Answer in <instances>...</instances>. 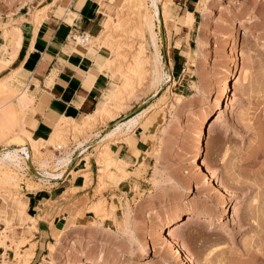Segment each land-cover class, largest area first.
Instances as JSON below:
<instances>
[{"label": "rangeland", "instance_id": "obj_1", "mask_svg": "<svg viewBox=\"0 0 264 264\" xmlns=\"http://www.w3.org/2000/svg\"><path fill=\"white\" fill-rule=\"evenodd\" d=\"M41 1L0 0V47L16 29L23 39L0 80L14 70L42 20ZM179 1L163 0L162 23L155 27L161 68L173 71L166 86L152 83L154 51L129 0L106 5L94 38L101 35L96 44L115 71L112 99L121 97L110 119H64L46 138L28 136L27 110L18 101L30 93L9 87L8 79L0 82V111L11 112L0 150L17 141L28 144L31 166L51 173L64 170L55 169L57 159L73 148L80 155L86 147L88 158L74 161L80 162L71 171L75 185L64 196L66 189L59 192L61 204H48L44 214L22 224L13 219L21 198L53 181L0 173V264H264V2L206 0L204 7V0H194V17L189 13L174 23L169 7ZM181 14L174 6V18ZM173 37L175 48L178 42L182 47L180 71L173 66ZM139 114L146 150L135 147L133 132L100 142L116 123ZM118 143L128 146L134 161L117 156ZM62 213L69 214L64 228L36 253L38 222L52 224Z\"/></svg>", "mask_w": 264, "mask_h": 264}, {"label": "crops", "instance_id": "obj_2", "mask_svg": "<svg viewBox=\"0 0 264 264\" xmlns=\"http://www.w3.org/2000/svg\"><path fill=\"white\" fill-rule=\"evenodd\" d=\"M109 4L110 0H42L40 2L39 11H43L42 20L34 26V32L29 34L20 57L14 63V70L0 80L1 82L8 79L9 87L20 92H29L31 95L33 102L24 116L25 133L28 136L46 138L52 126L64 118L74 121L83 120L87 116L99 114L108 106L116 87L112 85L111 78L116 76L113 68L107 65L109 57L106 56L105 49L96 44L101 35L98 38L94 36L101 23L103 26L104 11ZM194 4L195 6L197 4L194 0L173 2L169 7L168 16L171 18L169 21L178 23V19L185 18L191 13L189 8ZM174 6L182 13L175 18ZM174 31H181L178 30L177 24ZM20 32L21 36L22 31ZM82 32L89 35L86 43L80 41L82 39L78 36ZM4 41L0 48L6 58L0 59V73L13 62L23 39L22 36L11 38L9 44L5 38ZM89 42L92 45H88ZM176 42L173 37L171 49L176 51V54H172V60L175 70L180 71L183 67L181 56L183 52L180 42L175 48ZM115 121L117 118L111 122ZM137 126L130 132H133L135 147L139 151H144L149 146L148 135ZM114 150L122 159L127 161L135 159L124 143L116 144ZM79 163L75 162L71 166L72 172ZM72 177V173H69L64 179L53 182L49 188L22 197L19 201L20 207L15 211L13 219L18 224H22L25 219L44 214L43 210L48 204L60 202L58 197L62 189H66L61 194L64 196L68 192L67 188L75 185L71 182ZM31 211H35V214H30ZM68 217L69 214L62 213L53 219L52 224L47 221L38 222V231L34 236V242L37 244L36 253L41 246H45V243L52 239V234L62 231Z\"/></svg>", "mask_w": 264, "mask_h": 264}, {"label": "bare ground", "instance_id": "obj_3", "mask_svg": "<svg viewBox=\"0 0 264 264\" xmlns=\"http://www.w3.org/2000/svg\"><path fill=\"white\" fill-rule=\"evenodd\" d=\"M256 1L257 2L258 1L264 2V0H256ZM161 3L163 4V0H129L128 5L130 6V8L134 12H136V14H138L137 16H139L138 19H139V23H140L139 26L142 29V32L144 33L143 35L145 36V38L147 39V41L150 43V46H152L153 51H154L153 52V59H152V66H153L152 73L154 74V77L151 76L152 79H153V80L151 79L152 80V83L154 81V83H158V84L161 83L162 86H166L169 83L173 82L174 79H173L172 75H168L167 73H165L162 70L163 67L161 68V65H162L161 64V61L162 60L160 59V55L161 54H159V49H158V43H157L158 36H157V32L155 31L156 22L157 23L158 22H161L162 23V13H161V10L162 9L159 7V5ZM206 4H207V1L206 0H204L201 3V5L204 6V7H205ZM207 7H209V6H207ZM203 10H205V9H203ZM16 31H15V33L11 34V38H14V37H17V38L19 37L20 38L22 36V35L21 36L19 35V33H21L20 32V29H16ZM11 38L9 37L8 41H6L7 44H9L8 42L11 41ZM12 41H13V39H12ZM80 41H82V40H80ZM154 85H156V84H154ZM156 96H158V93L157 92H156L155 97ZM31 101H32V97L30 95L24 93L23 94V97L19 99L18 105H19V107L27 110L29 108V102H31ZM120 102H121V97L119 95H116V97L109 102L108 106H106V108L104 107L105 109L102 110L99 114H96V115L98 116V118H101V119L102 118H105V117L108 118V116L112 117L114 115V113L117 111V109L119 108ZM10 115H11V112L9 110L2 109L0 111V137L2 135V129L6 125V123L8 122V120L10 118ZM142 115L143 114H139V115L134 116V117L133 116L132 117H129L123 123L122 122L121 123H116L115 126H114V129H112V131L110 130L107 134H105L103 136H100V142H104V141H107V140H109L111 138H114V137H116V136H118L120 134L130 132L134 127H136L140 123V120L142 119L141 118ZM89 117H91V116H87L86 119L89 118ZM108 119H110V118H108ZM66 120H68V119H66ZM64 123L66 124V122H64ZM61 125L62 126H60V125L57 126L58 128H57L56 131L61 132L64 124H61ZM98 141H99V139H98ZM9 144L10 145H7L2 150H0V173L2 172V174H6V175L7 174L8 175L9 174L12 175V173H14V175H16V176L18 175L20 177V175H21L20 174L21 173L20 171L22 170L23 161H22V158H21L19 152L20 151H23L25 149V146H23V144L21 142L19 143L18 141L16 143H12V144L9 143ZM82 144H84V143H82ZM82 144H80V145H82ZM86 151H87L86 147L83 148V150H81V154L79 155V158L80 157H83L84 156V153ZM27 155H28V157L31 160L33 159V155H32V152L31 151H29V153H27ZM85 159L87 161V159H88L87 156H86ZM110 160L112 161V159H110ZM73 162H74V160L71 158V152H67V154L64 157H61L60 159H57V162H56L57 164L55 165L56 166L55 169H57V168H59L61 166L64 167V170L63 171H61V172L58 171V173H51V172H48V171H42V170L40 171V170H37L36 172L38 173L39 178H41L44 181L52 182V181L61 180V179H64L67 174L71 173V164H73ZM117 162L118 161H114L115 164H117ZM42 166L48 167V164L47 163H44ZM46 167H44V168H46ZM55 169H53V170H55ZM16 176L14 177L15 179H16ZM126 176H127V174H126ZM123 178H125L124 175H123ZM5 179H7V177ZM8 180H9V178H8ZM1 182H3V181H1ZM178 219H179V215L176 216V217H174L172 219V221L170 222V224H173ZM6 222H7V219H6ZM203 222H204V220H203ZM170 234H171V232H170ZM170 243H171V241H170ZM178 249H179V247H178Z\"/></svg>", "mask_w": 264, "mask_h": 264}, {"label": "built area", "instance_id": "obj_4", "mask_svg": "<svg viewBox=\"0 0 264 264\" xmlns=\"http://www.w3.org/2000/svg\"><path fill=\"white\" fill-rule=\"evenodd\" d=\"M82 41L84 43H86L89 39V35L82 32L78 35ZM74 39V38H73ZM75 40V39H74ZM168 50V48H167ZM167 58H168V65L170 67V58L167 52ZM166 63V62H165ZM166 66V65H165ZM172 71V68L170 69ZM172 77H173V71L170 72ZM71 140V138H70ZM73 147V146H72ZM62 146L61 145H57L55 151L57 152L58 155H60L62 153ZM30 151V146L28 144H26V147L23 151H20L19 154L22 158L23 164H22V170L20 171L25 177H28L29 174H32L34 177H36L39 180V176L38 173L36 172V168L31 166V159L28 157L27 153H29ZM79 156V149L73 148V153L71 154V157L74 159V161L77 159V157ZM74 163V162H73ZM72 165V164H71ZM56 182V181H53Z\"/></svg>", "mask_w": 264, "mask_h": 264}, {"label": "trees", "instance_id": "obj_5", "mask_svg": "<svg viewBox=\"0 0 264 264\" xmlns=\"http://www.w3.org/2000/svg\"><path fill=\"white\" fill-rule=\"evenodd\" d=\"M189 11H191L192 12V9L191 8H189ZM177 71V70H176Z\"/></svg>", "mask_w": 264, "mask_h": 264}]
</instances>
